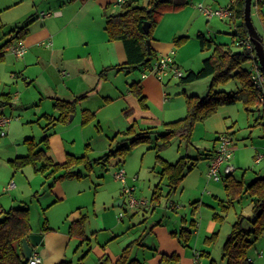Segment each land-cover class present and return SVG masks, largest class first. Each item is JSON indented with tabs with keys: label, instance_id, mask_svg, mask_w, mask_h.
Masks as SVG:
<instances>
[{
	"label": "rangeland",
	"instance_id": "obj_1",
	"mask_svg": "<svg viewBox=\"0 0 264 264\" xmlns=\"http://www.w3.org/2000/svg\"><path fill=\"white\" fill-rule=\"evenodd\" d=\"M11 1L17 2L13 5L10 4ZM48 1L0 0V47L11 39L14 32L21 28L20 26L31 15L45 11L43 7L47 5ZM195 3L199 2L195 1ZM200 4L204 8L218 9L217 7L211 8L208 6L209 4H205L204 2ZM7 5L13 6L7 8ZM146 7V5L143 6V8ZM185 8H192L191 4L185 5ZM118 10L120 11V8ZM174 12L172 10L164 12L160 21L164 18L163 22L169 21L170 16ZM214 18V21L218 23L214 24L213 21L212 31L216 33L218 31L216 29L218 28L227 32L228 29L226 27L225 29L223 28V23L219 22L216 19L217 17ZM251 19L256 30L261 31L258 21L254 17L253 9ZM36 22H40V20L38 19ZM203 23L206 24V20ZM215 35L230 38L223 32ZM6 51L0 59V93L10 94L11 104L9 107L0 108V117L10 120V123L4 128L6 135L0 137V211H7L11 208L28 209V221L31 226V233L51 232V230L45 232L44 227H48L55 232L68 231L72 217L78 214L79 217L85 216L87 218L85 230L88 237L86 239H89L90 246H87V240L78 246L80 241L73 237L65 249L67 260L73 264H77L80 261L82 255L88 251V247L92 249L86 258L82 260V263L96 264L98 258L93 249L98 246L97 243L105 245V248L111 250L113 253H119L123 238L121 236L118 237L119 239L113 240L112 237L114 234L126 232L132 223L136 225V229L132 233L138 236L140 230L142 231L144 228L147 234L149 226L158 217L166 220V223H169L168 221L171 220V225L177 227L175 229H178L172 232L178 238L182 230H191L190 222L196 220V222L200 223L198 234V239L200 240L198 244L200 243V245L198 249H200L199 253L202 255V263L211 264L213 261L215 264H225L222 259L221 249L233 223L240 215L252 219L251 199L249 195L243 193L245 185L258 177L264 176V163L262 162L259 165L254 164V158L257 156L256 152L264 154V129L255 122L258 116L256 110L253 113H247L241 102L228 107L230 114L226 118L228 122L227 129L233 134L234 149L231 164L235 169L233 173L234 179L237 182H241L242 185V190L239 194L234 193L235 197L227 195L222 180L223 177L218 182L208 179L206 168H204L206 162L205 160H201L196 163V168L194 167L190 171L191 175L187 177V182L193 181L197 186L199 185L200 192L196 193L193 191L190 196L185 198V196L182 197L181 195V189H177L176 197H174L175 192L167 200V197L165 198L164 195L167 184L166 181H163L160 185V206L152 209V203L149 201L147 202V206L130 208L128 207V199L122 195V185L115 180L114 176L121 168L127 172H137L140 170L139 179H136L134 183L136 191L133 193V198L137 201L143 196L149 199L153 194L154 184L160 178L158 175L160 168L158 165H155V153L149 149L156 142L154 137H151L150 144H140L131 148L130 153L123 159L124 164L113 165L109 161L104 169L101 166H94V172L86 178L65 179L53 183L52 179L45 178L43 173L39 171L43 164L42 160H38L35 164L24 168H15L11 165L10 161H13L15 158L25 157L31 151L39 149H44L46 157H51L55 164L64 163L67 155L70 154L76 157L87 154L90 160L98 159L104 153H107V151L103 152L100 149L101 144L109 142V139H113L117 133L127 129L128 126L124 125V120H127L128 116L124 109L125 105L122 103L123 98L116 94H111L112 100H107L109 95L106 94V89L111 85L109 80V84L102 87L101 91L98 92L97 90L92 95L87 94L89 96L83 105L90 107L92 113H94L93 118L89 122L85 124L82 122L81 114L83 108L77 106L75 114L69 116L67 123L49 124L47 117H56L57 113L54 109L53 100L47 97L48 92L45 81L48 82V80H44V78L38 76L41 73L38 69L29 68L26 74H24L25 72L19 64L20 59L15 58L10 53V49ZM205 54L209 56L210 52H205ZM64 71L65 74H71V71H67V69ZM140 73L137 70L131 73L130 76H140ZM24 75H28L31 78L26 79ZM54 75L59 82L63 81L58 77L57 72L56 74H52L53 79ZM37 76L38 79L36 78ZM210 83V77L193 83L183 84L179 87H174L176 81H173L169 87L171 90H176L177 94L175 95L177 96L173 97L171 95L170 98H177V101L184 102L186 96H204L209 89ZM234 87V83L231 81L222 85L220 89L229 92L234 91ZM204 122L195 123L189 145L179 138H174L170 147L160 153L161 158L173 163L184 156L193 159L197 158L205 149H211L217 134L210 129H206V126L203 124ZM133 125L135 130L141 127L140 121H136ZM46 127H50V129L46 131ZM159 129L162 130L161 127ZM46 136H48L47 150L41 143V140ZM88 143H90L92 150L87 148ZM30 147L36 148L30 150ZM76 171L84 174L83 171L87 170H84L83 166H80ZM133 176L126 177L131 179ZM10 183L14 184V189L6 193L2 192V188H6L7 184ZM208 190L217 198L209 196L206 193ZM194 195L197 196L194 197ZM61 198L65 199L61 200ZM124 199L125 204L121 207L118 206L117 202ZM198 200L214 207L212 220L209 216L210 212L206 208L202 209L205 214H197L195 216L198 208L194 210V214L192 213V204ZM169 201L176 207L180 206L181 208L176 209L174 212L172 207L169 206ZM78 205L81 207L79 209L80 212L77 210ZM214 215L220 216L223 220L222 223L214 220ZM121 216L122 218L120 219ZM182 218L188 221L187 227L180 226ZM99 225L102 228V225H105L108 231H98L97 227ZM137 227L140 229L138 230ZM220 227L223 228L220 230ZM244 227L245 229H249L250 223L246 222ZM213 233L217 234L216 239L213 243L207 244L206 239ZM146 234L144 237L149 236V234ZM192 234L193 231L190 232V237ZM53 238L52 235L49 236L50 240ZM144 242L149 244L148 249L144 250L142 247L133 246L131 248V257H136L138 260L143 261L144 256L148 252L151 253L149 248H151V244L153 243L152 239L144 240ZM179 242L182 246H184L183 244H187L183 240H179ZM36 250L40 254L42 247ZM253 251L254 247L249 250V252ZM257 262L263 263L264 256L261 260H257ZM110 263L112 264V262Z\"/></svg>",
	"mask_w": 264,
	"mask_h": 264
},
{
	"label": "crops",
	"instance_id": "obj_2",
	"mask_svg": "<svg viewBox=\"0 0 264 264\" xmlns=\"http://www.w3.org/2000/svg\"><path fill=\"white\" fill-rule=\"evenodd\" d=\"M121 1L122 2L120 3L119 0H49L47 5L43 7L45 11H41L40 13H35L31 15L25 21V23H23V25L29 24L26 35L24 36L22 41H20L26 50L25 54L22 57H17L13 55L11 51L10 53L15 58L20 59L19 64L22 70H24L25 72L24 74H26V71L29 68L40 70L41 73L38 76H41L42 78H44V80L45 79L48 80V82L45 81L47 84L46 87L48 92L47 97L48 99L53 100V102H55L54 100L72 101L80 96H85V98H83L76 104V107L78 106L83 108L81 114L82 122L84 118V113L86 114L88 119H90V116L91 119L94 116V113H92V109H90V107L83 105V103L87 101V97L89 96L87 94L92 95L97 90L98 92L101 91L100 89H103L102 87L108 85L110 80L111 85L106 89V94L109 95L107 97L108 98L107 100L109 101L112 100L111 94H116L121 98H123L122 103L125 105L124 109L126 115L128 116L127 120H124V125L128 126L127 129H129V127L133 125L136 121L137 122L140 121L141 127H139L138 129H144L147 127H155L159 129V127L162 128L163 124L181 120L186 116L185 101L181 102V101H177V98L174 99L170 98L171 95H173V97L177 96L175 95L177 93L175 89L171 90L169 85H171L173 81H176L174 87H179L183 85L179 82L180 79L178 80L171 77L160 81L153 75H148L147 77L142 78L143 71H140L141 72L140 76H136V77L130 76L131 73L126 74L125 72H117L115 70H109L106 73L104 79H101L99 76V73L104 69L114 66H121L126 64L127 62L126 52L123 43L121 41H110L108 38V35L104 29L106 17L110 14L120 13L121 5L127 1H133L135 5L143 7L145 5L148 6L150 0H121ZM195 1L199 2L197 3L198 5L195 3ZM16 2L17 1H11L10 4L15 5ZM186 2H187L186 6L187 4L188 5L191 4L192 8L188 9L185 8L184 6L183 8L175 11L174 13H172V15L170 16L171 17L170 20L167 22H163V20L165 19L164 18L162 21H160L159 24H157V26L152 32L151 40H149L150 48L152 49V53L154 54L155 57L166 56L169 55L171 52H174V62L184 76H186V74L189 72H198L202 67L203 61L210 56V54L209 56L205 54V52H210V51H202L199 41L197 39L198 34H202L207 39L213 41L215 44L220 45L226 49H229L232 52H239L241 50V48L237 46L239 37L237 36L236 26L238 24V21L234 23L233 21H231V18L225 20L216 18L219 22L223 23L222 24L223 28L225 29L226 27L228 31L225 32L217 28L216 30L218 31L215 33L212 31L213 30L212 23L215 20V18L214 17L211 19L206 18L198 9V6L201 5L200 4L201 2H204L205 4H209L208 6L211 8L214 7L226 8L230 4L231 0H194V1L186 0ZM13 5H7L8 6L7 8H10ZM119 8L120 11L119 10L117 11V9ZM252 9L254 11V17L258 21L259 29L261 30V31L258 30L256 31L261 36L264 33V29H263L264 0H254V1L252 0L251 15H252ZM42 13H49V14L52 13L53 15L42 18L40 16ZM38 19L40 20V22H36V20ZM204 20H206V24L203 23ZM217 23L218 22L214 21V24ZM222 32L228 35L230 38L227 37L225 38L215 35L217 33L221 34ZM181 37L186 38V40L183 43L177 45L175 43V40ZM13 45H16V42L13 43ZM263 46H264V40H263ZM65 69H67V71L68 70L71 71V74L69 75L66 73L67 74L66 75L64 73ZM56 72L58 77H60L63 80L62 82H59V80L55 75H54V79L52 78V74H56ZM24 76L26 79L31 78L28 75H24ZM38 76L36 77L37 79ZM232 82L234 83L235 86L234 91H237L239 89L238 83L235 80ZM133 83H137L141 87V92L143 97L145 98V103L147 106L146 109H142L140 107L137 98L129 91V86ZM89 90H93V91L90 92ZM234 91H229V92H234ZM2 94L4 93H0V96ZM204 96H198V97H204ZM120 97H118V99H120ZM228 107L230 106L220 107L215 114H213L211 117L206 119L205 122L203 123L206 126V129H210L217 135L222 134L224 132H228L227 129L228 122L226 121V118H228L230 114ZM73 114H75V111ZM215 139L212 148L205 149V151L201 152V154H199L198 156L203 158V160H205L206 162L205 163L206 165L204 166V168H206V176H207L208 166L212 158L211 155L214 153V150L216 149ZM111 140L112 138L109 139V142H103L102 140L103 143L101 144L100 149L103 152L106 151L108 152L109 149L112 147ZM87 148L88 149L90 148L89 150H92L90 143H88ZM256 154L259 153L256 152ZM124 158L115 157V158H111L109 161L113 165H117V164L122 165L125 163L123 161ZM50 159L53 161L51 157ZM113 159L115 160L112 161ZM109 161L106 163L105 167L102 165H94V166H101V168L104 169L106 168ZM177 161L173 162L172 164L176 163ZM155 165H158L156 163V157H155ZM94 166H92V170L90 172L83 171L84 174H82L80 171H76L78 167H75L73 171L80 174L82 178H86L89 177V175L92 172H94ZM159 168L161 170L160 166ZM83 169L85 170L84 167ZM124 171L126 176L134 175L133 177L139 179L140 170H138L137 172L135 171L127 172L126 170ZM158 175L160 176V178L159 181L154 184V189L156 186H159L160 188L162 182L166 181V179L160 175V171L158 172ZM190 175H191L190 172H188L185 176L183 183L181 182L180 185L177 187L178 190L181 189V195L182 197L185 196V198L190 196L191 192L193 191L196 193L201 191L199 185L197 186L195 183H193V181L187 182V177H189ZM126 178H127V185L134 186L136 180L132 182L131 181L132 178L131 179H128V177ZM70 180H75V179H70ZM177 189L175 191L176 193L174 192L175 193L174 197H176L178 191ZM165 190H166L165 191L166 194L164 193V195L166 198L167 192L169 190L168 186L165 188ZM1 191L6 193L5 187L2 188ZM135 191H136V187H135ZM206 193L209 196H212V198H217L209 190ZM195 196L197 195H194V197ZM65 198H61V200ZM150 198L152 199V196ZM150 198L148 199L145 196L141 197L138 200V202H141V204L137 205L136 207L147 206V202L149 201H151L152 203L151 204L152 209L160 206V201H161L160 198L158 201L155 200L152 201ZM166 199L169 200L168 197ZM124 204H125V199L119 200L117 202V205L120 207L123 206ZM169 206L172 207L174 212L176 211V209L181 208L180 206L176 207L171 202L169 203ZM80 208L81 207L78 205L77 210L79 211ZM196 208L198 209L195 212V216L197 214H205V212H203L204 210L202 209L206 208V210L210 212L209 216L210 219L212 220V214L214 213L213 212L214 207L212 205H208L206 203L204 204V202L198 200ZM81 217L82 216L79 217V214L72 217L68 227V231L55 232L52 229L45 227L51 230V232L45 231L47 233H43V232L31 233V234H38L43 236L42 238L43 244L36 248L38 249L42 247V252L39 254L38 252H36L37 251L36 249L33 250V252L37 253L40 256L41 264H58L64 261L71 262L67 260L65 249L68 247V244L71 242L73 237L77 238L80 241L78 246L83 244L82 239L87 240L88 241L87 246H90L89 239H86L88 238L85 230L86 223L84 225L83 238H79L77 236H72L69 234L71 223L78 220ZM121 218L122 216L120 217V219ZM168 222L169 223H166V220L160 219L158 217L149 226L147 234L144 231L145 230L144 228L142 231L140 230V234L138 236L133 235L132 233L136 229V225L132 223L131 227L127 228L126 232H123L122 234H114L112 237L113 240L119 239L118 237L121 236L123 238V241L120 244L119 253H113L111 250L105 248V245H99V243H97L98 246L95 247L93 250L98 258V261L103 257H107L109 261L112 262V264H115V262L119 259L122 251L127 246L132 244V246L134 247L139 246L142 247L144 250H147L149 244L145 243L144 240L152 239L153 243L151 244V248H149L151 253L148 252L147 255L144 256L142 261L144 264H161L163 255L178 256L179 259L176 264H203L201 261L202 255L199 253L200 249H198V246L200 245V243L198 244V242L200 241L198 239V234L200 231V223L196 222L195 220L196 225H195V229L193 230V234L189 238L187 244H183L184 246H182V244L179 242V239L176 236L171 235L173 233L172 231L178 230L175 229L177 227H173L171 225L172 224L171 220ZM175 222L177 223V221ZM181 223H182L180 224L181 227L188 226L187 224L188 221L186 219L184 220L182 218ZM102 226L103 228L101 227V225L97 227L98 231H104V232L108 231V228H106L105 225ZM222 228L223 227H220V230ZM137 229L139 230L140 228L137 227ZM230 231L228 232V234L230 233ZM145 234L146 235L149 234V236L144 237ZM50 235L54 237L52 240L49 239ZM253 247H254L253 252L248 251L249 261L252 264H264V262L263 263L257 262V260H261L264 256V233L258 239V241L253 245ZM91 249L88 247V251L81 257L83 258L82 260L86 258V256L88 255L89 251H91ZM132 258H136V257H132ZM96 264H98V262Z\"/></svg>",
	"mask_w": 264,
	"mask_h": 264
},
{
	"label": "trees",
	"instance_id": "obj_3",
	"mask_svg": "<svg viewBox=\"0 0 264 264\" xmlns=\"http://www.w3.org/2000/svg\"><path fill=\"white\" fill-rule=\"evenodd\" d=\"M186 0H150L146 8L139 7L133 1H127L121 5V12L118 14H110L105 20V31L110 41H121L126 52L127 62L121 66L106 68L99 73L101 79H104L109 70L117 72H125L126 74L135 71H144L150 68L155 59L151 53V61L145 62L147 58L146 42L151 40L152 32L159 23L164 12L172 10L177 11L186 5ZM228 8L233 12L231 21L238 24L236 26L238 38L239 52H232L220 45L215 44L210 39H207L202 34L197 35L202 51H210V56L202 63V67L198 72H189L186 76L180 79L181 84H189L205 78H211L208 92L204 97L196 95L186 96V116L178 121L163 124L162 130L155 127H147L144 129L135 130L134 125H131L125 132L118 133L111 140L112 147L109 151L99 159L90 160L87 154L80 157L67 155L66 161L62 164H55L49 157H46L44 149L31 151L25 157H17L10 161L15 168H24L28 165L35 164L36 161L42 160L40 172L45 178L52 179L53 183L65 179H80V174L73 171L75 167L83 166L85 170L90 172L92 166L102 165L115 157L124 158L131 148L140 144H150L151 137L155 138V144L150 148L154 151L156 163L161 167L160 175L166 179L169 188L167 197L171 196L184 180L186 174L190 172L196 163L203 160L201 157L190 158L188 156L181 157L176 163L172 164L160 157V153L170 147L174 138H179L185 144H190L192 129L197 122H203L220 107L231 106L241 102L247 113L258 112L255 122L258 126L264 129V95L255 88L250 79L251 69L257 65V58L254 46L251 44V49L246 48L245 42L248 40V32L243 21L244 0H231ZM149 24L148 33L144 32L143 26ZM29 24H24L21 28L14 32L11 39L6 41L0 47V59L3 57L6 50L10 49L13 42H20L27 33ZM264 29V24H263ZM264 40V33L261 35ZM186 38H177V45L183 43ZM152 51V49H151ZM264 75V74H263ZM236 81L239 89L234 92H225L219 87ZM129 91L137 98L142 109H146L145 98L142 95L141 87L137 83L129 86ZM85 98L80 96L72 101L55 100L54 109L57 116H49V124L67 123L69 116L74 113L76 104ZM11 104L10 94H2L0 96V108L9 107ZM91 119V116H90ZM84 113L83 123L90 121ZM50 127H46L48 131ZM232 140V132H225ZM221 135V134H219ZM215 142H217L218 136ZM46 136L41 140L44 148L48 149V140ZM233 142V140H232ZM36 147H30L33 150ZM215 154L211 155L212 158ZM211 158V159H212ZM234 173V172H233ZM233 173L223 177V184L228 196L235 197L234 193L239 194L242 190L241 182H237ZM244 194L251 198V213L250 217L240 215L233 223L230 233L227 235L225 242L222 245V259L225 264H252L248 259V251L258 241L264 233V176L258 177L245 185ZM161 197V190L156 186L152 201H158ZM196 203H193V210L196 208ZM225 209H227L225 207ZM28 209L26 208H11L7 211H0V264H28L24 260L21 252V241L31 234V226L28 221ZM214 220L222 223L220 216L214 215ZM250 223L249 229H245V223ZM86 217L82 216L70 225V235L83 238L84 225ZM195 221L190 222L191 230H182L178 239L185 243L189 240L190 232L195 229ZM44 227V231H48ZM172 236H176L173 232ZM217 234L214 233L206 239L207 244L213 243ZM177 237V236H176ZM85 240L82 239V242ZM132 244L127 246L121 253L115 264H144L142 261L131 257ZM209 255L208 253H205ZM78 264H82L81 260ZM178 256H162L161 264H176ZM58 264H72L64 261ZM98 264H111L107 257L99 259ZM211 264H215L213 261Z\"/></svg>",
	"mask_w": 264,
	"mask_h": 264
},
{
	"label": "built area",
	"instance_id": "obj_4",
	"mask_svg": "<svg viewBox=\"0 0 264 264\" xmlns=\"http://www.w3.org/2000/svg\"><path fill=\"white\" fill-rule=\"evenodd\" d=\"M121 3L122 1L119 0ZM199 11L208 19L213 17H217L218 19L225 20L230 19L233 16V12L228 8H218V9H210L204 8L202 5L198 6ZM53 15L52 13H42L40 16L42 18ZM246 48L251 49V44L249 38L247 42H245ZM10 51L13 55L17 57H22L26 50L21 42H17L16 45L10 48ZM148 75H153L158 80L162 81L167 78L181 79L183 77V73L176 66L174 62V52H171L166 56H158L153 60L150 68L145 69L142 73V78L147 77ZM251 81L253 82L255 88L264 95V75L261 72L259 65H254L251 69ZM10 123L9 119L0 117V137H4L6 135L4 128ZM233 155V142L231 138L223 133L218 136L216 142V149L213 158L208 166L207 177L213 182L221 181L222 177L232 174L235 169L231 164V159ZM264 163V154H257L254 158V164L259 165ZM115 179L122 185L123 195L128 199V205L130 208H134L137 205H140L141 202H138L133 198V192L135 191L134 186L127 185V178L125 171L123 169H119V171L115 174ZM136 180L135 177L131 179L132 182ZM14 189V184L10 183L5 188V191L8 192ZM28 264H41L40 256L33 252L30 259L27 261Z\"/></svg>",
	"mask_w": 264,
	"mask_h": 264
},
{
	"label": "water",
	"instance_id": "obj_5",
	"mask_svg": "<svg viewBox=\"0 0 264 264\" xmlns=\"http://www.w3.org/2000/svg\"><path fill=\"white\" fill-rule=\"evenodd\" d=\"M251 1L252 0H244V11H243V21L245 24V27L248 32V38L249 41L254 46L257 63L259 65V68L261 72L264 74V46H263V40L261 36L256 31L252 19H251ZM144 32L148 33L149 31V24L145 23L143 26ZM147 45V58L145 62L151 61V48H150V41L146 42ZM42 235L38 234H30L27 236V238L22 239L21 241V252L23 255V258L25 261H28L33 253V250L37 247L41 246L42 243Z\"/></svg>",
	"mask_w": 264,
	"mask_h": 264
}]
</instances>
